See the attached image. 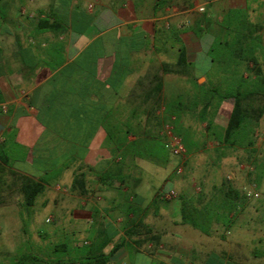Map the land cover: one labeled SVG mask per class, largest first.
Masks as SVG:
<instances>
[{"label":"crops","instance_id":"obj_1","mask_svg":"<svg viewBox=\"0 0 264 264\" xmlns=\"http://www.w3.org/2000/svg\"><path fill=\"white\" fill-rule=\"evenodd\" d=\"M229 12L264 38V0H0V264H78L98 252L107 264H264V172L248 179L264 163L243 179L235 149L213 139L231 99L212 129L189 132L199 141L186 144L184 175L178 162L136 157L121 181L110 173L114 156L144 137L148 106L160 116L179 102L180 123L191 119L193 84L211 81ZM17 177L42 182L31 206ZM48 207L43 222L54 225L43 230ZM47 246L61 259L29 251Z\"/></svg>","mask_w":264,"mask_h":264},{"label":"trees","instance_id":"obj_2","mask_svg":"<svg viewBox=\"0 0 264 264\" xmlns=\"http://www.w3.org/2000/svg\"><path fill=\"white\" fill-rule=\"evenodd\" d=\"M222 23L220 30L225 34V39L215 40L210 52V60L214 65L210 76L211 81L203 85H197L194 82L191 99L193 104L192 107H188L187 112L189 118L199 124L204 123L205 128L210 130L212 129L211 120L220 102L231 99L233 106L225 127L221 134L216 133L217 131L214 129L216 135L213 136V139L218 145H226L227 149H251L253 133L264 116V38L260 34L262 28L249 25L245 16L238 12H229ZM158 92L159 89H156L152 93ZM161 106L162 114L160 116L155 115L159 105L154 104L147 107L145 131L141 132L144 137L130 143L127 146L128 151L125 149L124 153L114 156L115 162L110 172L114 181H121L123 165L127 158L130 161L133 157L163 161L165 155L161 145L163 136L160 132L163 124L170 117L174 118L169 122L172 132L181 139L186 149L188 140L181 134L183 131L180 123L183 111L181 103L177 102L173 105L163 103ZM133 130H137V125L130 127V132L134 134ZM125 134L127 132L124 133V136ZM124 140L125 137H115L114 143L120 145ZM116 158H118L117 161ZM17 180L20 181L19 192L23 205L31 206L36 196L44 189L42 182L24 177H17ZM77 181L79 178L75 177L72 186ZM107 262L108 256L98 252L89 255L85 261H80L78 264H107ZM13 264H24V262L17 261Z\"/></svg>","mask_w":264,"mask_h":264},{"label":"rangeland","instance_id":"obj_3","mask_svg":"<svg viewBox=\"0 0 264 264\" xmlns=\"http://www.w3.org/2000/svg\"><path fill=\"white\" fill-rule=\"evenodd\" d=\"M199 82H201V81H199ZM181 127L183 128V131H181V134H182L183 138H185L186 140H188L190 142L191 141H194V142L195 141L196 142L199 141L198 140L199 138L191 137L189 135V132H191V131H194V132L201 131L202 130L201 124H199L198 122H196V121H194L192 119H185L183 122H181ZM263 128H264V122L261 121L260 125L257 128L255 136L252 137L253 138L252 139L253 146H252L251 150H250V148L249 149L248 148L235 149V152L230 157V162H231L232 167H233L232 169L236 168L238 170V166L239 165L243 166V171H242V174H241L243 179L247 178L246 171L247 172H251L252 171V169H251L252 167L256 166L257 164L264 163V159H263L264 158V135L262 133H260V131ZM161 143H163V139L161 140ZM204 146L207 147V149L205 151L206 154L204 153L203 156L199 155L198 158L197 157L195 158L200 163L202 162L204 157L206 158L210 154L209 150L211 148H208L210 145L208 143H205ZM211 146H213V144ZM164 155H165V157L163 158V161H161V162L165 163L168 167H173L178 162L177 165H180L182 167V170H183V168H184L183 163H185L184 156L183 157L170 156L165 151H164ZM144 159L142 158V160H144ZM263 169H264V167H263ZM184 171H185V169L182 171L183 175L185 174ZM258 171H259V173L257 172L255 177L250 174L252 176V177L250 176V178L248 177L250 182L254 181L256 176H258V174H262V173H260V171L264 172L261 168H260V170L258 169ZM235 173H237V172H235ZM50 178H48V179H50ZM261 190L263 191L262 193H264V184L262 185ZM255 193H256V191H255ZM261 201L264 204V199H262ZM262 203H260V204H262ZM51 210H52V207H48V208H46L44 210H41L40 213H39L40 214V216H39V219H40L39 227L41 229H43V230L50 229L54 225V224H45L43 222L44 217H46L49 214H51V212H52ZM62 238L63 237L60 236L59 239H56V241H53V239H49L47 241V243L51 244V243L57 242L58 240L59 241H63ZM24 247L25 246H22L19 249V251L17 252V256L23 252V250H24L23 248ZM47 248H48V246L45 248V250L43 252L41 250L38 251V250H35V249L34 250H30L29 249V251L34 253V254H37V255H43L44 254L45 256H48L49 252H48ZM60 256H61V253L55 252V253H50L48 257H52L53 259H56V258L61 259ZM11 259L12 258L6 260L5 258H3L2 261H11ZM0 263H1V260H0Z\"/></svg>","mask_w":264,"mask_h":264},{"label":"built area","instance_id":"obj_4","mask_svg":"<svg viewBox=\"0 0 264 264\" xmlns=\"http://www.w3.org/2000/svg\"><path fill=\"white\" fill-rule=\"evenodd\" d=\"M198 12H202V8L197 9ZM186 24V23H185ZM162 136L163 143L162 148L165 152H167L170 156L182 157L185 153V148L181 142V139L173 134L172 126L169 122H166L162 126ZM244 196L247 198H257V194L254 192L252 187L245 186L241 189ZM169 196H173V193L170 192ZM45 222H48L46 220Z\"/></svg>","mask_w":264,"mask_h":264}]
</instances>
